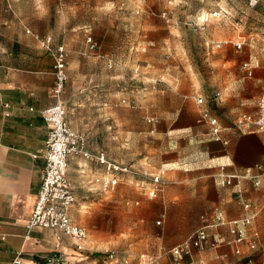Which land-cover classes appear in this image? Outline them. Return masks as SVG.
Returning <instances> with one entry per match:
<instances>
[{"label":"crops","instance_id":"crops-1","mask_svg":"<svg viewBox=\"0 0 264 264\" xmlns=\"http://www.w3.org/2000/svg\"><path fill=\"white\" fill-rule=\"evenodd\" d=\"M67 8L60 0H0V264H8L15 257L20 258V264H38L53 254L61 256L65 264H101V255L93 252L89 240L90 225L87 222L86 228L74 217L78 206L88 209L79 186L86 194L105 190L100 179L110 173L95 158L72 155L67 167V178L78 202L71 207L70 215L87 231L86 251L77 250L74 240L61 230L25 227L40 187L50 130L41 111L57 101L50 93L54 83L52 50L43 48L39 37L51 35L52 48L60 44L49 20L57 14H68ZM42 21L44 28L39 25ZM222 60L228 68L217 72L218 80L200 91L202 104L184 105L183 124L175 134L184 141L197 140L199 151L191 157H178L176 166L168 161L161 173H152L162 178L158 191L161 223L156 227L151 213L139 218L145 253L135 264L157 255L160 264H175L170 249L204 224L214 223L218 212L227 223L207 227V241L192 248L183 261L264 264V129L238 122L243 114L257 113V99L264 94V54L243 59L240 64H246L245 68L234 56ZM218 63L222 66L223 62ZM67 96L68 81L60 98L68 123ZM204 112L207 117L202 116ZM211 118H215V125L210 123ZM142 173L144 178L151 175L147 170ZM223 176H232L231 182L222 184ZM138 184L145 193L153 186L145 179ZM253 214L249 224L241 225L243 239L235 242L228 222ZM113 264L123 261L117 258Z\"/></svg>","mask_w":264,"mask_h":264},{"label":"rangeland","instance_id":"rangeland-1","mask_svg":"<svg viewBox=\"0 0 264 264\" xmlns=\"http://www.w3.org/2000/svg\"><path fill=\"white\" fill-rule=\"evenodd\" d=\"M60 2L68 14L51 16L49 25L68 56V124L86 150L136 170L112 190L86 194L79 186L88 209L78 206L74 217L90 225L101 264H111L103 261L105 249L135 264L145 253L139 218L151 213L154 225L161 223L159 193L149 198L139 186L150 181L142 171L161 173L166 162L176 166L178 157L199 151L197 140L175 135L182 109L197 104L200 91L228 68L223 57L234 56L239 65L264 54V0Z\"/></svg>","mask_w":264,"mask_h":264},{"label":"built area","instance_id":"built-area-1","mask_svg":"<svg viewBox=\"0 0 264 264\" xmlns=\"http://www.w3.org/2000/svg\"><path fill=\"white\" fill-rule=\"evenodd\" d=\"M39 40L43 48L52 50L54 83L50 93L57 101L54 105L41 111L43 118L50 125V130L44 146V165L40 187L32 211L25 222V227L28 230L33 227L61 230L74 240L76 249L83 252L87 250L85 245L87 231L83 226L77 224L70 215V209L76 198L67 178L68 158L72 155H81L85 158H95L100 164H103L110 173L100 179V184L105 190L113 188L118 183L119 174H131L135 170L130 164L108 159L102 152L92 154L86 150L83 138L65 120V109L60 101L68 78L66 48L63 44H57L52 48L49 37H39ZM90 41L91 38L89 37L87 42L90 43ZM237 46L240 47L241 43H237ZM89 47L93 48L94 43L91 42ZM203 101V96L198 95L196 97L198 104H202ZM202 116L207 117V113L204 112ZM238 122L240 124H254L258 128L264 129V94H261L257 99V113L255 115L243 114L239 117ZM210 123L215 125V118H211ZM216 131L217 128L214 127V132ZM231 178L232 176H223L221 183L229 184ZM149 180L152 181L153 186L147 191V195L153 198L159 191L162 178L160 174H151ZM245 207H248L247 203ZM253 217L254 214L228 222L232 224L231 231L236 235L235 242H240L243 239L241 225L249 224ZM156 223L159 224L160 220H157ZM226 223L224 217L218 212L215 215L214 223L204 224L183 241L174 245L170 249V253L175 258V264H191V262H184L183 258L191 253L192 248L204 245L208 238L207 227ZM104 253V262L115 263L117 261L114 250L105 249ZM159 258L160 256H151L143 264H160ZM20 263V258L15 257L8 264ZM38 264H65V262L61 256L53 254Z\"/></svg>","mask_w":264,"mask_h":264},{"label":"bare ground","instance_id":"bare-ground-1","mask_svg":"<svg viewBox=\"0 0 264 264\" xmlns=\"http://www.w3.org/2000/svg\"><path fill=\"white\" fill-rule=\"evenodd\" d=\"M204 14V13H203Z\"/></svg>","mask_w":264,"mask_h":264}]
</instances>
